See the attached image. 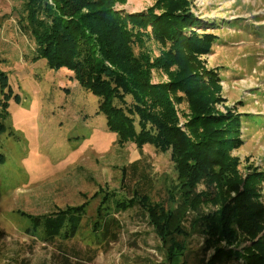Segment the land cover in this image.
<instances>
[{
	"label": "rangeland",
	"instance_id": "rangeland-1",
	"mask_svg": "<svg viewBox=\"0 0 264 264\" xmlns=\"http://www.w3.org/2000/svg\"><path fill=\"white\" fill-rule=\"evenodd\" d=\"M155 1L126 0L115 8L142 12ZM190 1L191 13L204 25L196 31L215 35L211 51L201 57L219 74L222 102L215 109L247 114L243 144L233 151L239 169L264 172V0ZM23 14L22 0H0V71L12 93L4 112L0 90V122L6 128L0 133V264H168L138 206L117 211L113 202L102 203L106 193L128 199L137 189L165 202L176 180L169 152L151 145L138 150L130 142L119 146L97 113L98 97L79 86L69 70L32 61L35 44L18 23ZM145 47L159 55L152 38L145 39ZM159 80L166 77L154 71L153 81ZM260 186L264 205V182ZM82 204L85 214L73 237L61 230L47 238L41 226L33 227L34 217L42 223L45 216ZM105 207L114 221L108 239L100 240L93 222ZM191 220L188 215L184 223L189 237L179 264H199L205 257L203 238L191 230Z\"/></svg>",
	"mask_w": 264,
	"mask_h": 264
},
{
	"label": "trees",
	"instance_id": "trees-1",
	"mask_svg": "<svg viewBox=\"0 0 264 264\" xmlns=\"http://www.w3.org/2000/svg\"><path fill=\"white\" fill-rule=\"evenodd\" d=\"M125 2L22 0L18 21L35 44L32 61L44 59L53 70H69L79 86L100 99L97 113L119 146L130 142L138 150L151 145L169 152L176 180L165 202L137 189L128 199L106 193L102 204L113 202L117 211L138 206L168 264L181 262L188 215L191 230L203 238L205 257L199 264H264V172L248 166L241 173L233 154L243 144L240 130L247 114L215 109L222 102L219 74L201 59L215 35L196 31L204 25L191 13L190 0H156L136 13L115 8ZM150 38L160 47L156 57L145 47ZM154 71L166 80L154 82ZM0 90L6 112L12 93L2 71ZM13 100L18 103L19 97ZM5 129L0 122V133ZM100 213L94 234L106 240L114 219L106 207ZM84 214L85 204L68 207L42 223L34 217L33 227L41 226L47 238L61 230L73 237Z\"/></svg>",
	"mask_w": 264,
	"mask_h": 264
}]
</instances>
